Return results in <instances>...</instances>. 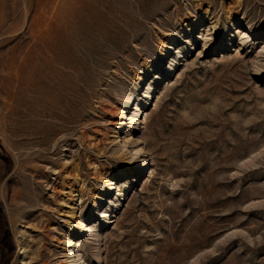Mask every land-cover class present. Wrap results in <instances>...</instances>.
<instances>
[{
    "label": "rangeland",
    "instance_id": "obj_1",
    "mask_svg": "<svg viewBox=\"0 0 264 264\" xmlns=\"http://www.w3.org/2000/svg\"><path fill=\"white\" fill-rule=\"evenodd\" d=\"M0 264H264V0H0Z\"/></svg>",
    "mask_w": 264,
    "mask_h": 264
},
{
    "label": "bare ground",
    "instance_id": "obj_2",
    "mask_svg": "<svg viewBox=\"0 0 264 264\" xmlns=\"http://www.w3.org/2000/svg\"><path fill=\"white\" fill-rule=\"evenodd\" d=\"M145 78H146V76L140 78V79H139L140 83H143L144 80H145ZM118 117H120V118L123 117V110H122V109H118ZM114 125H117V124H114ZM122 175H124V174H120V176H122ZM102 180H103L104 183H108V182H106V179H105V178H103ZM113 185H114V184H110V185L107 184V185H106V186H107V190H105V191L102 192L101 194L96 195V197H95V205H94V207H98L102 202H104V201L106 200V197H107V196L109 195V193H111L112 190L114 189ZM80 225H81V223L77 222V227H78V229H79V230H78V234H81V233L83 232V228H79ZM69 241H70L69 243L72 244V240H69Z\"/></svg>",
    "mask_w": 264,
    "mask_h": 264
}]
</instances>
